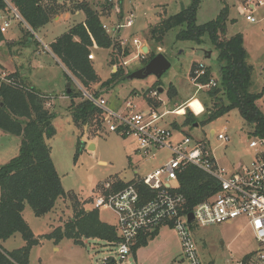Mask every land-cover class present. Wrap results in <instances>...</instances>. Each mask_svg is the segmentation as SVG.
<instances>
[{
  "label": "rangeland",
  "instance_id": "374dc122",
  "mask_svg": "<svg viewBox=\"0 0 264 264\" xmlns=\"http://www.w3.org/2000/svg\"><path fill=\"white\" fill-rule=\"evenodd\" d=\"M5 1L10 5V0ZM191 1L112 0L113 6H118L120 13L115 14L112 9L105 17L107 11L102 10L105 0H59L60 6L63 5L67 10L85 2L92 10L100 12L103 15L101 18L103 25L110 31L109 35H112L117 24L126 25L127 20L132 21L130 27H123L113 38L110 37L115 47L93 51L92 63L99 80L87 91L97 92V96L104 99L108 107L119 109L121 112L126 102L135 105V111H149L153 106L148 105V98L159 104L158 107L153 108L159 114L183 110L182 116L167 113L161 122L163 127L173 130L174 137H180L174 126L182 124L183 115L187 110L189 111L183 106L185 107L189 101L190 107L195 112L200 113L204 109V113L196 117L199 123L202 122L207 111L212 109V102L206 95L208 89H198L191 81V68L194 65L204 64L210 68L211 74L216 78L217 52L207 39H204L202 45L176 41L175 35L180 29L169 31L160 44H155L150 38V30L154 26L163 19L187 9ZM222 9L227 11L225 36L229 38L235 34L241 35L247 53V64L252 67L251 90L252 93H260L264 87V0H201L196 14V24L203 25L215 20ZM247 16L252 17L254 22L247 21ZM60 17L59 22H52L54 17L43 30L36 32L29 30V33H25L26 27L12 18L3 34L4 37L15 39V33H20L22 28L24 40L10 45V52L16 57L8 53L6 46H0V79H4L6 76L2 75L7 72H18L25 77L27 84L50 97L47 101L53 102L51 111L55 117L52 123L56 133L47 144L51 148V159L63 190L74 196L57 200L54 209L43 217H35L30 207L27 205L24 207L22 217L35 237L45 236L54 229L63 227L72 219L74 212L80 208L79 205L88 211L93 210L90 195L102 183L108 180L131 182L143 179L162 168L172 158L171 152L166 149L143 155L138 151V145L132 137H120L108 132L107 128H98L95 121L89 120L75 126L66 111L70 102V98L65 97L66 85L70 82L67 79L71 77L76 82V84L71 82L69 87L74 95L77 94L78 87L83 88L61 63L47 52L50 49L44 50L42 47L43 44L49 47L50 42L57 36L65 33L73 24L81 22L84 14L83 12L66 15L62 13ZM133 39H137L142 44V56L137 60H130L138 52L131 44ZM24 44H34L35 48ZM143 46L147 47V52L143 51ZM36 47L39 50H35ZM150 51L156 55H164L170 63V68L160 79L154 76L141 80L129 79L130 74L143 68L144 58ZM206 51L210 52L209 59L205 58ZM123 61L130 62L126 67H119L120 62ZM1 67L6 70L1 71ZM118 69H121L122 73L115 85L101 88L100 84L110 79ZM170 86L174 89L172 99L167 97ZM159 89H162V92H159ZM80 102L79 98L72 101L74 105ZM204 103L209 107L208 110L205 109ZM258 105L264 113V91ZM180 131L182 137L190 135L196 141H201L218 167L227 171L231 170L232 165H245L251 162L255 153L248 144L249 128L236 110L213 122L200 124L197 128L181 127ZM222 133L226 134L228 142L217 140V135ZM19 146L20 137L1 131L0 164L5 165L16 157ZM76 154L77 159L74 160ZM98 213L101 222L116 227L117 218L112 212L100 209ZM190 230L198 255L204 264H236L258 248L253 232L244 217L234 219L231 224L208 227L193 225ZM42 241L43 243L40 244ZM51 241L40 240V245L31 249L29 264H111L112 262L114 264H188L182 254L176 232L168 226L161 227L154 237L147 239L146 245L135 248L123 260H120L116 254V246L106 241L90 239L83 240V245H76L70 239H63L59 242L58 251L53 249L54 245ZM23 245L20 234H15L2 242V248L7 252Z\"/></svg>",
  "mask_w": 264,
  "mask_h": 264
},
{
  "label": "trees",
  "instance_id": "16d2710c",
  "mask_svg": "<svg viewBox=\"0 0 264 264\" xmlns=\"http://www.w3.org/2000/svg\"><path fill=\"white\" fill-rule=\"evenodd\" d=\"M58 1L10 0V5L20 16L21 21H18L20 25L25 24L33 32L62 13L83 12L84 21L71 26L57 37L49 45V49L83 89H90L99 80L89 58L90 49H110L115 47V44L102 28L103 15L100 12L92 10L85 2L67 10L63 5L60 6ZM200 2L201 0H192L187 9L163 19L150 30V38L155 44L162 43L169 31L180 29L175 35L176 41L202 45L204 39H207L217 52L219 76L214 78L210 68L206 66L205 75L198 79L201 85H208L211 80L216 83L206 92L212 102V109L208 110L209 107L204 103L208 111L200 123L187 110L183 115L182 126L205 125L236 110L249 128V136H262L264 114L257 103L263 95L264 87L260 93L249 91L252 67L247 64V53L242 37L240 34L229 38L225 36L227 21L225 9H222L215 20L197 25L196 14ZM112 9L113 4L105 0L102 10H106L107 13L104 16H108ZM6 10V3L0 0V11ZM29 30L26 33H29ZM4 40L0 33V44ZM155 56L156 53L150 51L144 58L142 67ZM196 66L191 68V78L194 76ZM120 73L122 70L118 69L110 79L100 84L101 88L113 87ZM173 93L174 89L170 86L167 91L168 99L173 98ZM93 94L95 98L98 97L97 92ZM65 96L71 100L69 109L76 127L90 120L95 121L98 128H102V111L92 102L84 100L80 91L76 95L72 91L68 94L65 92ZM76 98L81 99V102L74 105L72 101ZM46 101L47 98L29 87L18 73L0 79V131L20 137L18 155L0 167V264H29V253L34 246L39 245L40 240H52L57 244L63 239H70L76 245H83V240L90 239L106 241L111 245L118 243L115 227L101 222L98 210L88 211L81 205L69 222L45 236L35 237L24 221L22 212L26 205L30 207L35 217H43L54 209L57 200L72 195L63 190L51 159V148L47 141L56 133L52 123L55 115L45 108ZM147 103L153 108L159 106L149 98ZM76 159L77 154L74 160ZM177 181L178 192L186 199L185 212H191L198 203L210 198L218 190L216 181L193 167L178 173ZM117 186L123 188L125 185L118 183ZM138 187L141 192L148 194L143 186ZM15 234L21 235L25 245L11 252L4 251L1 243ZM156 234L157 230L150 237ZM148 238L140 237L131 251L146 245Z\"/></svg>",
  "mask_w": 264,
  "mask_h": 264
},
{
  "label": "built area",
  "instance_id": "2783aa9c",
  "mask_svg": "<svg viewBox=\"0 0 264 264\" xmlns=\"http://www.w3.org/2000/svg\"><path fill=\"white\" fill-rule=\"evenodd\" d=\"M7 5L6 11H0V33L3 35L9 27L11 16L18 21L21 18L17 10ZM113 3L112 0H108ZM115 14H119V7L114 5ZM246 20L254 22L252 17ZM131 20L126 25L117 24L112 31L102 25L106 34L113 38L123 27H130ZM124 45V43H121ZM137 54L130 60H137L142 56V44L137 39L131 42ZM90 58V56H89ZM128 62H120L119 67H126ZM204 64H198L191 81L198 89L210 88L216 85L211 80L208 85H201L198 79L205 75ZM115 69V66L113 67ZM72 83H75L72 79ZM84 100L92 102L101 113L102 128L120 137H132L138 151L148 155L151 151L168 150L172 158L164 166L148 174L145 178L132 181L123 188H118L115 180H108L99 185L91 195V203L95 210H108L117 218L115 227L118 243L116 254L123 260L136 244L140 237L148 238L156 230L163 226L173 229L180 241L182 254L188 264H204L198 255V251L191 233V226L208 227L220 224H231L234 219L244 217L251 228L257 250L246 256L236 264H264V134L262 136H249V148L255 151L251 162L231 168L227 171L218 167L215 159L201 141H196L190 136H183L175 140L173 130L161 125L164 115L167 113L179 116L177 111L159 114L150 108L147 112L135 111V105L126 102L123 112L107 106L102 98H95L93 93L78 87ZM156 95L155 93L153 94ZM202 106V105H201ZM203 107V106H202ZM186 109L195 116L200 117L204 113L196 114L189 102ZM217 140L228 142L225 133L218 134ZM188 167H193L217 183L218 190L210 198L198 203L191 212H185L186 199L178 192V173ZM143 186L148 194L139 190ZM192 219L189 221L188 216Z\"/></svg>",
  "mask_w": 264,
  "mask_h": 264
},
{
  "label": "crops",
  "instance_id": "0c3cea01",
  "mask_svg": "<svg viewBox=\"0 0 264 264\" xmlns=\"http://www.w3.org/2000/svg\"><path fill=\"white\" fill-rule=\"evenodd\" d=\"M66 14H69V13H65V15ZM76 14V13H75ZM9 18L10 19H12V17L11 16H9ZM60 19H61V17H60V15H58V16H56L55 17V19H53V21L52 22H55V23H57V22H59L60 21ZM84 19L85 18H83L82 20H81V22H83L84 21ZM51 22V21H50ZM80 23V22H79ZM23 26H25L26 28H25V30L26 31H28L29 30V28L25 25V24H22ZM73 25H75V24H73ZM72 25V26H73ZM46 27V25L44 26V27H42V28H40V29H38L37 31H41V30H43L44 28ZM71 27V26H70ZM69 27V28H70ZM68 28V29H69ZM67 29V30H68ZM22 28H21V31H20V33L19 32H16L15 33V39H7V38H5V40L0 44V46H6V48H7V50H8V53L11 55V56H13V57H16V55H14V54H11V52H10V45H12V44H17L18 42H21L22 41V39H23V35H24V32H22ZM26 33V32H25ZM4 36V35H3ZM60 36V35H59ZM59 36H57V37H59ZM56 37V38H57ZM55 38V39H56ZM54 39V40H55ZM24 40V39H23ZM53 40V41H54ZM53 41H51L50 42V44L53 42ZM49 44V45H50ZM25 46H27V47H32V48H35V45L34 44H31V45H29V44H24ZM48 45V46H49ZM19 46V45H18ZM25 46H24V48H25ZM22 47H23V45H22ZM44 50H47L49 47H47V45L46 44H43V47H42ZM143 48H144V46H143ZM22 49V48H21ZM35 50H39L38 49V47H36V49ZM94 50H97V49H90V60L92 61L93 60V56H92V54H93V51ZM47 52H49L50 53V55H52V53L50 52V50L49 51H47ZM52 57H54L55 59H57L55 56H53L52 55ZM205 57H206V54H205ZM58 60V59H57ZM58 62H60L59 60H58ZM62 65V64H61ZM3 70H6V69H4L3 67H1V71H3ZM219 72H220V69H219V65H218V73H217V77L219 76ZM4 73V72H3ZM12 73H16V72H7V73H5V75H2V76H7V75H9V74H12ZM18 73V72H17ZM19 74V73H18ZM21 77H22V79L24 80L25 79V77H23L21 74H19ZM98 76V75H97ZM1 77V76H0ZM216 77V78H217ZM99 78V77H98ZM25 81V80H24ZM27 84V83H26ZM29 87H31V88H34L35 89V87L34 86H32V85H29V84H27ZM252 83H251V86H250V88H249V91L252 93ZM67 88V87H66ZM36 90V89H35ZM38 91V90H37ZM67 91V90H66ZM40 94H42L45 98H47V100H49V98L50 97H47V96H45L43 93H41L40 91H38ZM66 97V96H65ZM68 98V97H67ZM69 101L71 102V100L69 99ZM48 102L49 101H46V103H45V105L47 104L48 105ZM69 102V105L67 106V108H66V111L68 112V114L71 116V114H70V109H69V107H70V105H71V103ZM259 102V101H258ZM187 104V103H186ZM46 105V106H47ZM186 106V105H185ZM257 106H258V108L260 109V107H259V105H258V103H257ZM46 108V107H45ZM52 108H53V102L51 101V102H49V105H48V107H47V109L48 110H50V112L51 113H53L51 110H52ZM183 108H185L184 106H183ZM185 110V109H184ZM260 111H261V109H260ZM262 112V111H261ZM183 113H184V111H183ZM263 113V112H262ZM54 114V113H53ZM264 114V113H263ZM55 115V114H54ZM180 116V115H179ZM182 116V115H181ZM72 119V118H71ZM181 127H183L182 126V124L181 125H179V128H175L174 127V129L176 130V132L178 133L177 135H179L180 137H175L174 139L175 140H180L181 138H182V131H180V128ZM1 132V131H0ZM3 133V132H2ZM248 135H249V133H248ZM184 136V135H183ZM185 136H190V135H185ZM253 159V158H252ZM215 163H216V161H215ZM100 164H105L104 162H100ZM217 164V163H216ZM1 166H3L2 164H0V167ZM238 166H241V165H232V167L231 168H236V167H238ZM117 182V184L119 183V184H123V185H125L126 186V184H128V183H130V182H121V181H116ZM132 182V181H131ZM160 229V228H159ZM159 229L157 230V233H158V231H159ZM24 242V241H23ZM52 242V244L54 245L53 246V249L55 250V251H58L59 250V245H60V243H57V244H55L53 241H51ZM43 243V241L40 243V244H42ZM39 244V245H40ZM24 245H25V243H24ZM23 245V246H24ZM1 246H2V243H1ZM22 246V247H23ZM22 247H20V248H22ZM20 248H17V249H20ZM17 249H14V250H17ZM13 251V250H12ZM111 264H114V262H112Z\"/></svg>",
  "mask_w": 264,
  "mask_h": 264
},
{
  "label": "water",
  "instance_id": "95a60500",
  "mask_svg": "<svg viewBox=\"0 0 264 264\" xmlns=\"http://www.w3.org/2000/svg\"><path fill=\"white\" fill-rule=\"evenodd\" d=\"M144 52H147V47L143 48ZM206 54V59L210 58V52H205ZM170 68V63L167 60V58L162 55V54H157L154 58H152L148 64H146L143 68L139 69L138 71L133 72L128 76L129 79H144L148 76H154L157 79H160L163 74ZM72 82V78L70 77V82L66 85L67 91L66 93L68 94L70 92V85ZM159 92H162V89L158 90ZM194 128L198 127V124H194ZM92 147V146H91ZM192 219V216H188V220L190 221Z\"/></svg>",
  "mask_w": 264,
  "mask_h": 264
},
{
  "label": "bare ground",
  "instance_id": "6f19581e",
  "mask_svg": "<svg viewBox=\"0 0 264 264\" xmlns=\"http://www.w3.org/2000/svg\"><path fill=\"white\" fill-rule=\"evenodd\" d=\"M192 101V100H191ZM197 102H199L198 100H197ZM199 104H200V102H199ZM201 105V104H200ZM189 107H190V101H189ZM202 107V106H201ZM203 108V107H202ZM192 110L195 112V110L192 108ZM203 111V110H202ZM196 114H201V112L200 113H197V112H195ZM177 114L178 115H181V114H183V110H177Z\"/></svg>",
  "mask_w": 264,
  "mask_h": 264
}]
</instances>
